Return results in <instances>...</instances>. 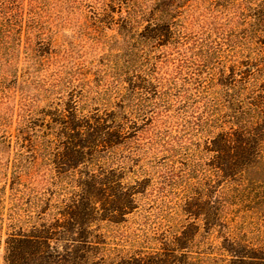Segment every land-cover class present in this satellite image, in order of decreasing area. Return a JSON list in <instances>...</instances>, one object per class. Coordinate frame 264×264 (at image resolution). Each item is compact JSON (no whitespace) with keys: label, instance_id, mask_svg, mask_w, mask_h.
<instances>
[{"label":"trees","instance_id":"1","mask_svg":"<svg viewBox=\"0 0 264 264\" xmlns=\"http://www.w3.org/2000/svg\"><path fill=\"white\" fill-rule=\"evenodd\" d=\"M12 1L0 0V54L10 49L14 24L4 10ZM177 1L157 0L153 12L161 16L152 13L138 38L169 41L175 31L166 17L180 7ZM249 11L253 31L264 33V0ZM236 44L227 43L231 53L237 52ZM259 47L255 53L264 58ZM211 62L198 63L200 78L191 96L199 106L191 118L179 112L191 96L178 98L177 86L163 89L152 67L139 66L121 81L128 85L117 92L110 109L85 111L83 95L68 86L62 108H24L10 196L0 188V230L6 216L10 231L1 264H264V242L237 235L228 219L233 205L264 213V85L236 64L214 72ZM205 69L207 75L200 76ZM58 87L56 80L41 92L48 99L60 93ZM154 98L168 107L181 105L169 122V135L148 141L149 147L166 152L162 181L152 191L161 202L175 191L179 203L166 214V228L159 223L150 232L131 234L123 228L126 218L138 210V197L152 180L146 174L129 182L125 175L132 168L129 162H136L133 151L140 148L137 132L156 114ZM32 167L42 168L43 176L42 190L33 195L21 178ZM182 217L186 224L180 223ZM201 229L205 236L216 233L221 244L205 236L206 242L197 240Z\"/></svg>","mask_w":264,"mask_h":264},{"label":"rangeland","instance_id":"2","mask_svg":"<svg viewBox=\"0 0 264 264\" xmlns=\"http://www.w3.org/2000/svg\"><path fill=\"white\" fill-rule=\"evenodd\" d=\"M156 1L14 0L5 8L4 15L14 24L12 38L8 40L10 49L0 54V188L5 189V197L10 196L16 154L22 149L17 141L24 108H48V104H59L62 108L68 99L64 90L67 86L68 90L75 89L78 95H83L80 104L85 111L95 107L110 109L117 92L128 85L121 81L131 78L133 67H152L153 76L161 81L163 89L177 86L180 92L175 89L173 93H178V98L186 93L191 96L195 94L194 83L200 78L198 63L204 58L212 60L209 67L214 72L236 64L243 71L256 74L258 85H264V58L255 53L264 43L258 45L254 38L264 40V33L259 28L258 33L253 31L250 23L254 18L249 16L250 6L259 0H179L180 7L176 10L172 7V16L166 17L175 34L160 44L138 38L152 13L161 16L153 12ZM230 42L237 43L236 53H231L227 46ZM122 71L128 75H122ZM191 71L196 72L193 77L189 76ZM206 71L202 70L200 76L205 77ZM56 80H59L57 91L60 93L46 99L41 90ZM178 98H175L177 104ZM153 101L152 104L158 103L156 114L137 132L136 143L140 148L133 151L136 162H129L132 168L125 175L129 182L146 174L152 180L147 193L138 197V210L126 218L123 228L131 234L139 230L150 232L159 223L166 228L170 218L166 214L179 203L175 191L164 202L152 191L155 183L162 181L158 177L164 171L162 158L166 152L160 147H149L148 141L169 135V122L176 119V109L181 105L172 108L173 104L168 107L158 98ZM185 105L179 111L180 116L191 118L199 103L191 96ZM3 118L5 123L1 127ZM41 171L42 168L32 167L21 175L22 181L32 187V195L42 190ZM231 209L234 212L228 215L230 228L239 236L264 242V213H256L252 208L238 209V205ZM5 210L6 207L3 213H7ZM5 217L0 230V260L4 240L10 232ZM179 220L186 224L183 220L187 217ZM203 233L201 229L196 239L206 242ZM205 237L216 246L221 244V238L214 232Z\"/></svg>","mask_w":264,"mask_h":264}]
</instances>
